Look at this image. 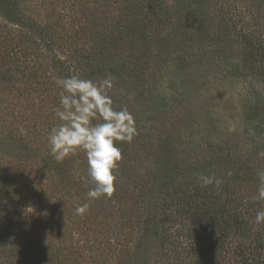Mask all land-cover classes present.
<instances>
[{
	"label": "trees",
	"instance_id": "obj_1",
	"mask_svg": "<svg viewBox=\"0 0 264 264\" xmlns=\"http://www.w3.org/2000/svg\"><path fill=\"white\" fill-rule=\"evenodd\" d=\"M179 1L176 6L180 8L188 7L186 1L190 0ZM250 1L253 4L248 5L247 12H237V6H229L236 0H191L189 10L171 23L173 6L169 0H94L88 11L73 12L70 21L74 23L65 32L59 16L53 14L48 17L53 25L27 20L28 0H0L2 18L11 24L0 26V43L15 41L23 57L20 61L14 54L0 51V84L16 88L18 96L36 102L39 109L44 102L50 103L55 112L60 89L53 77L76 74L99 80L111 75L114 107H126L138 130L131 144L117 146L122 153L131 152L134 145L149 150L153 140L150 133L159 128L164 133L157 124L161 125L180 104L176 100L169 107L163 90L175 88L185 72L195 74L189 81L195 93L207 85L214 65L225 68L222 76L230 81L256 76L258 79L252 80L262 84L264 26L252 29L242 23L247 13L261 14L264 0ZM42 35L45 39L36 42L34 37ZM57 51L67 59L59 60ZM218 54L222 56L216 59ZM27 68L31 71L23 74ZM42 70L50 71L46 76ZM221 82L224 85L227 80ZM18 83L20 87H16ZM213 88L209 82L208 89ZM130 92L135 95L131 101ZM260 97V93L249 91L241 99L234 130L229 124L226 128L227 121L205 125L196 118L184 131L193 133L199 126V141L192 134L187 138L164 135L165 139L154 143L158 150L146 155L144 177L139 184H132L129 194L134 205L132 218H127L129 229L136 234L137 247L143 246L133 253L129 264L148 259L152 249L159 250L161 259L170 255L166 261L172 260V264H264V222H256L257 211L264 210V201L256 198L257 173L264 170V98ZM255 98L260 101L253 102ZM38 110L27 125V134L21 133L23 128L11 129L8 137L17 133L25 146L22 149L34 153V177L42 179L45 189L33 182V203L42 209L53 200L63 207L68 198L66 183L77 178L76 172L86 175L87 160L83 153L63 162L52 157L41 135L48 134L57 119L49 115L52 112L44 116ZM200 115L210 117L207 110ZM30 132L37 133L41 142L34 145L24 141ZM201 142L206 152L195 157ZM0 183L6 186L7 177H0ZM24 198L26 203L29 198L26 194ZM115 198L119 200V196ZM21 208L18 206L19 211ZM32 210L28 218H34ZM38 215L35 221L40 220ZM7 219L5 225L10 227Z\"/></svg>",
	"mask_w": 264,
	"mask_h": 264
},
{
	"label": "rangeland",
	"instance_id": "obj_2",
	"mask_svg": "<svg viewBox=\"0 0 264 264\" xmlns=\"http://www.w3.org/2000/svg\"><path fill=\"white\" fill-rule=\"evenodd\" d=\"M169 2L173 6L171 23H174L177 20L176 16L181 12H185V10H189L191 0L186 1L188 7L180 8L177 7V4L180 3L179 0H169ZM93 4L94 0H28L26 9L28 7L29 10L26 17L27 20L37 21L39 25L49 23L53 25L55 22L51 23L48 17L52 14L53 17L59 16L60 24H58L66 32L68 27L74 23L70 21L71 16H75L73 12L88 11L93 7ZM249 4L252 5L253 3L250 0H236L235 4L229 6H237V12H247ZM2 13L0 8V26L11 25L3 20ZM250 14L244 15L245 21L242 24L246 28L253 29L254 27L261 28L264 26V9L258 17L257 14ZM14 28H17V26L14 25ZM34 39L39 42L40 39L44 40L45 36H37ZM14 44L15 41L10 45L8 42L0 43V51L10 52L9 54H14L22 61L23 57L21 58L20 51ZM221 56V54L215 55L216 59ZM45 61L48 62L47 56ZM213 68L214 72L210 71L208 73L207 85L200 92L195 93L191 90L194 87H189V81L195 76L190 71V73L187 71L184 75H181L180 82H177L175 88L171 90L164 88L163 91L168 97L167 105L172 107L176 100H179L180 104L174 108L176 110L172 115L162 121L161 125L157 124L156 127L161 126L164 133L163 131L160 132V128L158 132L153 130L150 133L149 136L153 140H151L152 146L149 150L134 145L131 152L122 153L124 156L116 170V190L112 198L102 197L90 200L87 192L92 185L85 184L80 179L83 174L76 172L75 176L77 178L73 177L69 180V183H66L68 187L67 203L62 207L59 206V203L54 204L55 202L52 200L51 203L48 202L44 205L43 211H39L38 207L42 210L41 206L34 204L33 202L36 201L30 198L33 182L34 185L40 184V187L42 186L45 189V183L42 179L39 176L38 178L34 177L36 167L33 159L35 157L34 153L30 151L31 149H22L25 146L22 147V143L16 137L17 133L11 136V139L8 137L11 129L17 131V129L23 128L24 132L28 133V123L38 115V104L36 102L30 103L24 100L22 96H18L15 93L16 88L0 84V177H7L6 186L0 183V264H129L133 253L143 249V246L137 247L134 239L136 234L129 229L130 223L127 218L131 219L134 213V205H132L133 202L129 194H132V184H139L144 177V165L142 164H145L146 155L150 151L152 153L158 150L154 143L160 138L165 139L164 135L187 138L192 134V138L199 141V126L198 128L196 126V131L193 133L184 131L186 124L191 119L196 118H200L205 125H210L212 122L219 124V121L222 123L228 122L226 128L228 129L229 124L231 129L233 126L234 130V125H238L234 121L237 120V114H239L241 99L246 97V93L249 91L253 94L260 93V99L264 98V77H259V79H263L262 84L252 80L258 79L256 76H253L252 79L248 77L245 80L230 81L228 76L225 78L222 76L225 68L216 67L215 65ZM29 71L31 69L28 70L27 68L22 70V73L26 74ZM49 71L42 70L41 72L47 76ZM224 79L227 80V83L223 85L221 80ZM199 81L201 82V79L197 82ZM209 82L214 86L212 90L208 89ZM16 87H20V84L18 83ZM154 88L155 90L158 89L157 86ZM128 98L131 101L132 98L135 99V95L130 92ZM259 101V99H253V102L258 103ZM51 107L53 106L50 103L44 102V105L40 108L42 110L40 113L46 116L49 112H52L49 115L56 120L55 112ZM205 110L209 112V118L200 115ZM55 123L57 124L58 120ZM196 124L199 125V123ZM220 126L221 129H226L222 125ZM36 134L30 132L23 140H28L35 145L39 141ZM48 134L41 135L43 141L48 142ZM232 136L238 139V136H235L233 132ZM203 145L201 142V148L196 147L198 151L194 153L195 157H199V153L204 155L206 148ZM185 152L189 154L188 145H186ZM74 170L77 171V168H74ZM203 181L204 179L201 180V182ZM25 194L29 198L26 203L23 200ZM116 196H119L124 209L119 204V200L115 198ZM133 197H135V189ZM134 202L136 207L135 198ZM84 203L89 204L86 213L76 215V207ZM20 205L22 208L19 211L18 206ZM32 208H34V218H28L27 214L33 213ZM38 212L40 220L35 221ZM6 219L10 227L5 225L6 222L4 221ZM160 257L162 258V255L159 254V250L152 249L150 257L141 260L142 262L137 264H172V260L166 261L167 258L171 257L170 255H166L163 259Z\"/></svg>",
	"mask_w": 264,
	"mask_h": 264
},
{
	"label": "clouds",
	"instance_id": "obj_3",
	"mask_svg": "<svg viewBox=\"0 0 264 264\" xmlns=\"http://www.w3.org/2000/svg\"><path fill=\"white\" fill-rule=\"evenodd\" d=\"M56 54L61 61L67 59L60 51ZM53 79L60 95L55 109L58 123L48 134L50 153L57 162L83 153L87 170L80 179L92 185L87 192L88 198H112L116 190V170L122 160L117 145L131 144L138 135L135 118L126 107L119 110L114 107L110 91L115 85L111 75L99 80L76 74ZM257 176L256 198L264 201V170ZM88 207V203L78 205L76 215H84ZM256 222H264V210L257 211Z\"/></svg>",
	"mask_w": 264,
	"mask_h": 264
}]
</instances>
